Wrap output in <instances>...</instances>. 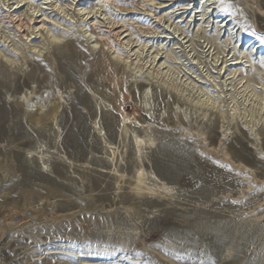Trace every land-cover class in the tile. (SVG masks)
<instances>
[{
	"label": "rangeland",
	"instance_id": "rangeland-1",
	"mask_svg": "<svg viewBox=\"0 0 264 264\" xmlns=\"http://www.w3.org/2000/svg\"><path fill=\"white\" fill-rule=\"evenodd\" d=\"M189 1L0 0V264H264V0Z\"/></svg>",
	"mask_w": 264,
	"mask_h": 264
},
{
	"label": "bare ground",
	"instance_id": "bare-ground-1",
	"mask_svg": "<svg viewBox=\"0 0 264 264\" xmlns=\"http://www.w3.org/2000/svg\"><path fill=\"white\" fill-rule=\"evenodd\" d=\"M189 2H191V0L189 1ZM36 20H37V18L36 17H32V16H30L29 18H27L25 21H23V20H20V19H15V18H12V23H14L15 24V30L17 31V32H19V33H21V35L23 34V33H25L26 31H31V34L32 35H34V32H32V29H33V27H32V25L33 24H36L35 22H36ZM45 21L43 20V21H41L40 23H41V26H40V28L42 29L43 28V26H44V23ZM34 27H36L35 29H37V26H34ZM24 37H26V35H23V38ZM58 39H55V38H53L52 39V42L50 43V44H54V43H56L55 41H57ZM24 48V47H23ZM29 48V47H28ZM13 50H15V54H17V52H18V54H19V52L20 51H18L17 49H15V48H13ZM20 50V49H19ZM33 52L35 53L36 52V50H33ZM21 53V52H20ZM22 54V53H21ZM36 54H41V53H39V51L38 52H36ZM17 56V55H16ZM22 56H23V54H22ZM0 58H2V59H5L7 62H9V63H12V62H14V61H12L11 59H9L7 56H5L3 53H1L0 52ZM116 59H118V60H120V61H122V62H124V59H120V58H117V57H115ZM17 59V58H16ZM16 59H14L13 58V60H16ZM237 60V61H236ZM234 62H232L230 65H238V64H240V62L238 61V59H236ZM17 64V63H16ZM126 65H127V62H126ZM41 94H43L42 96H39L38 97V99L36 100V102H42L43 103V96H44V94H46V92H42ZM124 118H126V117H123V119ZM137 142L138 143H140V140L139 139H137ZM140 176H141V174H139Z\"/></svg>",
	"mask_w": 264,
	"mask_h": 264
}]
</instances>
